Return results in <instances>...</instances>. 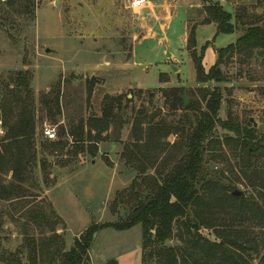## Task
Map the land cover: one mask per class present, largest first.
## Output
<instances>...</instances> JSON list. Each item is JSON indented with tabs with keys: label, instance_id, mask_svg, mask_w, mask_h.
<instances>
[{
	"label": "rangeland",
	"instance_id": "374dc122",
	"mask_svg": "<svg viewBox=\"0 0 264 264\" xmlns=\"http://www.w3.org/2000/svg\"><path fill=\"white\" fill-rule=\"evenodd\" d=\"M6 1L0 0V139L6 133L4 127L14 121L11 115L6 119L15 87L12 80L22 73L33 92L39 140L48 141L42 135L45 127L55 130L58 141L62 127L69 130L85 125L90 118L102 117L111 99L121 101L114 114L129 122L121 131L112 126L105 134L107 140L98 144L96 157L87 152L77 157L47 156L53 181H44L38 163L32 181L24 185L28 198L22 204L0 201V257L21 253L27 262L32 249L28 241L51 237L49 224L37 225L31 218L39 211L49 217L54 211L61 222L57 233L67 250L92 224L126 217L120 194L130 188L133 175H127L121 155L132 139L134 118L138 113L156 121L168 116L162 89L184 87L189 103L195 98L190 93L198 87L195 62L188 52L191 28L197 26V52H203L206 72L215 66L217 50L236 43L243 34L244 28L238 27L234 34L216 37L217 27H198L202 19L195 15L202 13L203 6L217 3L228 13L241 12L244 4L254 10L257 0H149L154 8L141 11L131 9L132 0H34L33 15L24 10L17 13L18 5H7ZM263 12L264 8L257 14L262 16ZM222 71L226 83L207 85L223 92L220 119L231 118L232 123L242 125L253 120L259 135L264 134V52L236 55ZM45 96L60 99L62 114L56 122L41 113ZM216 134L229 135L220 127ZM177 141L172 136L167 143L171 146ZM240 160L218 146L207 155L206 172L224 188L203 193L202 202L209 208L203 214L199 203L195 212L203 218V237L216 241L223 233L239 238L248 248L244 257L251 259L250 264H264L263 190L255 173L243 174ZM257 168L264 177V158ZM3 180L10 183L11 176ZM233 187L244 194V202L231 199ZM180 224L177 222L167 247L182 245ZM209 225L216 230L208 229ZM142 243L140 227L127 232L102 231L90 250V264L118 263L119 257ZM145 264L157 263L147 260Z\"/></svg>",
	"mask_w": 264,
	"mask_h": 264
},
{
	"label": "trees",
	"instance_id": "16d2710c",
	"mask_svg": "<svg viewBox=\"0 0 264 264\" xmlns=\"http://www.w3.org/2000/svg\"><path fill=\"white\" fill-rule=\"evenodd\" d=\"M6 3L17 4V13H23L24 10L33 15L34 0H8ZM255 7L249 10L242 6L241 12L234 14L226 12L217 3L203 6L202 13L196 14L197 18L202 19L198 27H217L216 37L234 34L238 27L244 28L243 34L236 43L217 50V62L206 72L203 52L200 55L197 52V26L191 28L188 52L195 62L198 87L190 93L195 98L185 106L184 96L188 94L186 88L162 89L164 105L170 112L168 116L156 121L138 113L134 118L132 139L124 145L121 155L124 168L129 173L127 175H133L130 188L120 194V203L125 206L126 217L118 222L92 224L67 250L66 243L57 233L61 222L54 211H50V217L44 211H39L31 218H34L37 225L49 224L51 237L28 241V247L32 249L27 262L23 261L21 253H13L1 256L0 264H90V250L98 233L105 230L127 232L136 227L142 229L143 264L147 260L157 264L252 262L244 257L248 248L241 239L223 233L217 235L216 241L203 237L200 233L203 218L195 212V208L201 203V212L205 214L209 207L202 202L205 196L202 194L224 188L220 181H215L213 175L209 176L206 172V157L216 151L217 146L241 158L240 170L244 175L253 172L258 176V185L264 196V177H261L260 168H257L261 158H264V134L259 135L251 120L246 125L234 124L231 118L222 121L220 112L224 102L223 92L220 87L211 89L207 86L210 83L220 85L227 82L222 66L233 61L236 55H250L257 50L264 52V15L262 18L257 14L264 8V0H257ZM12 84L15 87L6 119L11 115L14 121L4 127L6 133L0 139V201L22 204L28 198L24 185L32 181L38 163L44 181L52 182V174L48 172L50 166L45 159L47 156L56 157L61 154L77 157L87 152L96 157L98 144L107 140L105 134L112 126L121 131L129 123L118 118V113L114 114L121 101L111 99L102 117L90 118L85 125L81 123L69 130L62 127L60 140L56 142L39 140L35 100L27 75L19 74L12 80ZM89 92L91 94V90ZM127 102L131 101L128 99ZM41 113L44 118L56 122L62 114L59 97L45 96L41 102ZM218 127L229 135L219 137L216 134ZM172 136L178 138V141L170 146L167 142ZM86 144L89 147H85ZM168 148L173 151L169 152ZM8 175L11 176L10 183L3 180ZM235 190L236 187H233L231 192ZM231 199L245 201L244 197L236 199L231 196ZM261 214L264 215L262 208ZM179 221L178 234L182 245L167 247ZM208 229L215 227L209 225ZM107 264L118 263L111 260Z\"/></svg>",
	"mask_w": 264,
	"mask_h": 264
},
{
	"label": "crops",
	"instance_id": "0c3cea01",
	"mask_svg": "<svg viewBox=\"0 0 264 264\" xmlns=\"http://www.w3.org/2000/svg\"><path fill=\"white\" fill-rule=\"evenodd\" d=\"M233 4H235V2H233ZM245 5L246 4H244L243 6H245ZM144 8L153 9L154 6H152L151 3H148L147 5L144 6ZM143 9H141V10H143ZM141 10H136V11H141ZM210 26H212V25H210ZM118 264H142V246L140 247V245H137V246H135L134 250H131L130 252H128L126 254H123L121 257H119Z\"/></svg>",
	"mask_w": 264,
	"mask_h": 264
},
{
	"label": "built area",
	"instance_id": "2783aa9c",
	"mask_svg": "<svg viewBox=\"0 0 264 264\" xmlns=\"http://www.w3.org/2000/svg\"><path fill=\"white\" fill-rule=\"evenodd\" d=\"M149 3V0H132L131 2V9L136 11V10H141L144 8L145 5ZM43 136L50 142H54L57 140V134L54 129L45 127L42 131Z\"/></svg>",
	"mask_w": 264,
	"mask_h": 264
},
{
	"label": "water",
	"instance_id": "95a60500",
	"mask_svg": "<svg viewBox=\"0 0 264 264\" xmlns=\"http://www.w3.org/2000/svg\"><path fill=\"white\" fill-rule=\"evenodd\" d=\"M47 52L49 53L50 51L47 50ZM184 104L185 106H188L189 105V100L188 98L186 97V95L184 96ZM253 122V120H251ZM232 196L235 197V198H241V197H244V194L240 191H234L232 193Z\"/></svg>",
	"mask_w": 264,
	"mask_h": 264
}]
</instances>
